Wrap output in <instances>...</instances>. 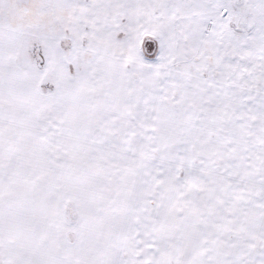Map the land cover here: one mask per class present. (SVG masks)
Returning a JSON list of instances; mask_svg holds the SVG:
<instances>
[{"label": "rangeland", "instance_id": "obj_1", "mask_svg": "<svg viewBox=\"0 0 264 264\" xmlns=\"http://www.w3.org/2000/svg\"><path fill=\"white\" fill-rule=\"evenodd\" d=\"M0 264H264V0H0Z\"/></svg>", "mask_w": 264, "mask_h": 264}]
</instances>
